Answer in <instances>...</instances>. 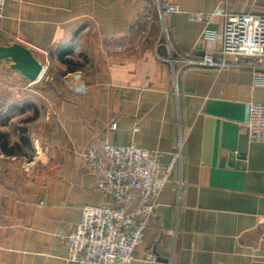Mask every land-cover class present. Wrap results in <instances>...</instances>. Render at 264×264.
I'll use <instances>...</instances> for the list:
<instances>
[{
  "label": "crops",
  "instance_id": "0c3cea01",
  "mask_svg": "<svg viewBox=\"0 0 264 264\" xmlns=\"http://www.w3.org/2000/svg\"><path fill=\"white\" fill-rule=\"evenodd\" d=\"M171 2L180 10L161 17L156 0L6 1L1 96L22 109L31 87L45 110L29 152L0 155V264H77L65 235L84 206L112 203L83 156L103 138L162 163L183 142L134 264H264V142L247 129L250 105L264 103V61L194 63L207 50L222 59L226 20L195 14H264V0ZM33 62L48 73L32 83Z\"/></svg>",
  "mask_w": 264,
  "mask_h": 264
},
{
  "label": "built area",
  "instance_id": "2783aa9c",
  "mask_svg": "<svg viewBox=\"0 0 264 264\" xmlns=\"http://www.w3.org/2000/svg\"><path fill=\"white\" fill-rule=\"evenodd\" d=\"M6 1L0 0V16ZM156 2L161 17L180 10L171 0ZM215 14H223L226 18L222 59L207 50L194 63L206 67L242 66L241 59L246 57L262 63L264 14H228L219 9L211 13L200 12L194 17L209 20ZM247 129L250 140L264 142V103L250 105ZM182 146L181 141L168 163H162L156 152L136 144H114L103 138L98 146H89L83 154L84 161L100 173L99 188L112 203L82 208L80 220L65 235L68 259L77 264H134L136 250L144 241L159 197L181 164ZM0 155H3L1 150ZM144 259L156 261L158 256L150 252Z\"/></svg>",
  "mask_w": 264,
  "mask_h": 264
},
{
  "label": "rangeland",
  "instance_id": "374dc122",
  "mask_svg": "<svg viewBox=\"0 0 264 264\" xmlns=\"http://www.w3.org/2000/svg\"><path fill=\"white\" fill-rule=\"evenodd\" d=\"M64 63L65 62L62 61V64ZM57 66L55 67L56 73H61L62 75L61 72L62 69H60L61 67H59L61 65H57ZM46 71L47 70L43 66V69L39 73L38 77L28 78V79H30V81L33 83L36 79L45 78V76L48 73V71L47 73ZM63 75H64V71H63ZM42 81H44V79H42ZM30 88H27L25 90L26 92L23 97L25 103L22 104L24 105L23 106L24 108L14 111H10L12 110L10 109V106L14 104L10 102L11 100H14L13 98L14 96L13 97L8 96L5 93L3 96H1L2 94L0 92V99L2 97L5 101H8V102L3 101L5 102V104L0 102V136H5L6 140H8V137L9 140L10 139L15 140L17 137L21 138L22 147H19V149L23 148L24 152H29V150L31 149L30 145H28V143L24 141V138L28 139L27 136H30V130L31 128H33V122L35 118L40 117L41 113L45 110V106H44L45 104L43 102L44 99L38 97L37 94L34 93V91L28 90Z\"/></svg>",
  "mask_w": 264,
  "mask_h": 264
},
{
  "label": "trees",
  "instance_id": "16d2710c",
  "mask_svg": "<svg viewBox=\"0 0 264 264\" xmlns=\"http://www.w3.org/2000/svg\"><path fill=\"white\" fill-rule=\"evenodd\" d=\"M63 61L67 63H71L70 60H63ZM24 141L28 143L29 140L27 138H24ZM7 147H8V142L5 139V136H0V150L1 151L7 153V152H13L14 150H19V145L16 143L9 149Z\"/></svg>",
  "mask_w": 264,
  "mask_h": 264
},
{
  "label": "water",
  "instance_id": "95a60500",
  "mask_svg": "<svg viewBox=\"0 0 264 264\" xmlns=\"http://www.w3.org/2000/svg\"><path fill=\"white\" fill-rule=\"evenodd\" d=\"M33 64H35L33 66V71L32 73H29L27 72V76H29L30 78H35V77H38L39 73L42 71L43 69V66L42 65H39L38 63L36 62H33Z\"/></svg>",
  "mask_w": 264,
  "mask_h": 264
}]
</instances>
